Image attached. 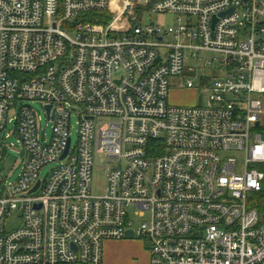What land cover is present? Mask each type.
I'll use <instances>...</instances> for the list:
<instances>
[{
    "label": "built area",
    "instance_id": "1",
    "mask_svg": "<svg viewBox=\"0 0 264 264\" xmlns=\"http://www.w3.org/2000/svg\"><path fill=\"white\" fill-rule=\"evenodd\" d=\"M184 76L206 104H169ZM12 137L0 264H104L128 231L149 264H264V0H0V163Z\"/></svg>",
    "mask_w": 264,
    "mask_h": 264
},
{
    "label": "rangeland",
    "instance_id": "2",
    "mask_svg": "<svg viewBox=\"0 0 264 264\" xmlns=\"http://www.w3.org/2000/svg\"><path fill=\"white\" fill-rule=\"evenodd\" d=\"M119 8V7H118ZM140 11L139 13H141ZM143 24L154 23L155 25H164L166 27L174 25L175 21L171 15H156L145 12L143 13ZM184 77H175L170 81V92H169V104L175 106H200L206 104V97L204 95L203 89H186L183 88ZM191 79V77H187ZM31 107L36 111V113L41 117L39 123L42 133L46 135V138L50 139L52 129L51 124L48 125L45 118V109L41 102L34 101ZM70 134L73 139V145L77 142V114L72 112L70 117ZM12 129L9 127L8 131ZM5 152L4 157L0 163V177L6 183L15 180L21 173V166L23 165V160H20V155L14 149V145H18V139L12 137L5 141ZM13 144V145H12ZM105 160L102 157L97 159V163L94 167L92 174V193L93 195L100 194L105 186V176L106 172L104 169ZM56 167L55 164L47 165L43 167L40 172V179H44L51 170ZM264 171V166H263ZM264 189V182H263ZM251 204H258L264 210V194L263 196L252 195L250 199ZM104 264H149L148 255V243L146 240L141 239H123V240H113L107 242L103 249Z\"/></svg>",
    "mask_w": 264,
    "mask_h": 264
},
{
    "label": "trees",
    "instance_id": "3",
    "mask_svg": "<svg viewBox=\"0 0 264 264\" xmlns=\"http://www.w3.org/2000/svg\"><path fill=\"white\" fill-rule=\"evenodd\" d=\"M111 19V15L109 13H92V14H86L82 16V20H85L87 22H94V23H106L107 20ZM263 168V167H262ZM264 189H262V193L259 194V196H263ZM255 207L259 208V212L262 214L264 212L263 208L260 206V203L253 204Z\"/></svg>",
    "mask_w": 264,
    "mask_h": 264
},
{
    "label": "water",
    "instance_id": "4",
    "mask_svg": "<svg viewBox=\"0 0 264 264\" xmlns=\"http://www.w3.org/2000/svg\"><path fill=\"white\" fill-rule=\"evenodd\" d=\"M47 110L49 111L50 108L47 107ZM67 148H68V146H67ZM67 148H66V151H67ZM66 151H65V152H66ZM66 154H67V152L63 155L62 158H64V157L66 156ZM38 186H39V183L37 182V186L35 187V189L33 190V192H35V191L37 190V187H38ZM126 238H131V239H133V238H134L133 232H132V231H128V233L126 234Z\"/></svg>",
    "mask_w": 264,
    "mask_h": 264
},
{
    "label": "crops",
    "instance_id": "5",
    "mask_svg": "<svg viewBox=\"0 0 264 264\" xmlns=\"http://www.w3.org/2000/svg\"><path fill=\"white\" fill-rule=\"evenodd\" d=\"M105 261V260H104ZM106 264H108V263H106Z\"/></svg>",
    "mask_w": 264,
    "mask_h": 264
}]
</instances>
